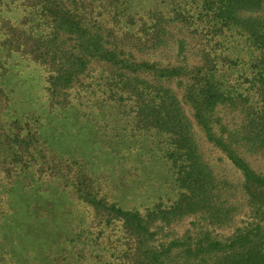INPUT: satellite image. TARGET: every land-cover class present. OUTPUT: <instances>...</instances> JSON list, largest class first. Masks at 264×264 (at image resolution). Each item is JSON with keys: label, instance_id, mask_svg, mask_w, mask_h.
Wrapping results in <instances>:
<instances>
[{"label": "trees", "instance_id": "1", "mask_svg": "<svg viewBox=\"0 0 264 264\" xmlns=\"http://www.w3.org/2000/svg\"><path fill=\"white\" fill-rule=\"evenodd\" d=\"M2 6L18 11L15 23ZM170 40L180 52L192 45L196 61L162 65L144 56ZM0 51L2 90L14 55L42 69L50 112L96 122L74 130L92 161L72 139L65 143L74 154L57 152L56 136L50 142L38 130L42 117L13 134L10 162L29 158L39 174L32 171L33 179L59 181L84 205L73 237L57 235L54 244L76 241L84 264H264V175L246 158L264 152V0H0ZM76 83L86 89L75 93L74 105ZM194 124L240 171L239 180L216 175ZM138 155L163 161L171 195H157L142 211L124 210L106 200L99 180L108 178L92 166L121 161L139 170ZM245 207L254 222L226 243L206 235L152 243L159 222L197 217L225 228ZM57 256L52 261L60 264Z\"/></svg>", "mask_w": 264, "mask_h": 264}, {"label": "rangeland", "instance_id": "2", "mask_svg": "<svg viewBox=\"0 0 264 264\" xmlns=\"http://www.w3.org/2000/svg\"><path fill=\"white\" fill-rule=\"evenodd\" d=\"M2 8L1 15L15 23L18 11L14 8L10 10H5L3 6ZM192 48L190 45L180 52L175 40H170L168 46L165 45L159 51L144 56L150 63L155 61L162 65L183 61L193 64L196 56L193 50H189ZM8 62L12 65L6 75L10 79L8 83L10 85L7 86L8 90H2L1 87L5 85L0 87V264H55L52 257L57 253L60 264H84L83 252L76 251V241L72 243L60 241L54 244L57 235L58 238L62 234L73 237L79 226L78 220L85 221L84 205L70 196L69 191L61 187L59 181L33 179L32 171L36 178L39 177V174L35 173L37 167L34 161L24 158L15 166L14 161L10 160L15 156L13 134L20 133L22 136L26 130L39 125L40 123L35 121L39 116L44 119L45 124L38 130L50 142H53L56 136V142L60 143V149L56 148L57 152L74 154L72 152L77 150L65 143L67 139H72L77 146L85 150L79 155L92 161L88 155L91 150L82 138L74 136V130L85 124L95 127L96 122L63 118L57 112H50L42 69L33 63L20 61L14 55L10 56ZM84 89L86 84L79 86L77 83L70 89L69 99L74 105L79 101L75 93ZM81 108L84 109L82 106ZM87 108L92 110L90 107ZM223 116L226 121L236 119L231 118V115ZM194 130L201 153L216 175L230 181L239 180L240 171L225 157L220 148L208 142L204 133L195 124ZM127 131L124 130V133ZM136 158L139 159L140 166L143 165L139 170H128L129 164L121 161L105 166L100 162L94 167L89 163L94 171L108 178L105 181L97 179L106 187L105 193L108 194V196L105 194L106 200L114 202L124 210L142 211L157 202V195L168 193L161 180L167 175L163 161L157 156L149 158L140 155L139 158L138 155ZM246 158L254 170L264 175V152L247 155ZM21 172L27 175L25 179L19 174ZM40 173L43 177L44 171ZM166 195L168 197L171 194ZM41 211L39 215L41 218H38L37 215ZM252 218L251 211L245 207L236 213L234 223L225 228L213 227L197 217L186 218L172 226L161 225L159 222L156 224L157 233L152 243L157 246L171 240L185 242L184 239L186 241L191 239L194 242L202 235L217 243H226L240 227H249L254 222Z\"/></svg>", "mask_w": 264, "mask_h": 264}]
</instances>
